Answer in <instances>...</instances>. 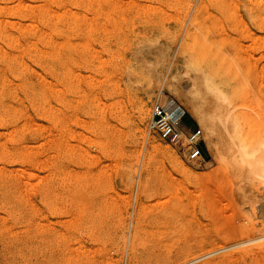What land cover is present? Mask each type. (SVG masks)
I'll list each match as a JSON object with an SVG mask.
<instances>
[{
  "label": "rangeland",
  "instance_id": "374dc122",
  "mask_svg": "<svg viewBox=\"0 0 264 264\" xmlns=\"http://www.w3.org/2000/svg\"><path fill=\"white\" fill-rule=\"evenodd\" d=\"M157 44L264 138V0H0V264H264L228 164L148 131L173 99L137 60Z\"/></svg>",
  "mask_w": 264,
  "mask_h": 264
},
{
  "label": "bare ground",
  "instance_id": "6f19581e",
  "mask_svg": "<svg viewBox=\"0 0 264 264\" xmlns=\"http://www.w3.org/2000/svg\"><path fill=\"white\" fill-rule=\"evenodd\" d=\"M16 6H18V4ZM147 52H150V54L140 53L137 60L140 62L145 73L149 76L152 83L151 88L156 89V87H159L161 91L165 90L167 93L173 95V99H168L165 105H163L166 113L170 116H174L181 115L183 113L180 112L184 111L192 117L198 128H200L201 139L210 157L209 160L204 161V166L208 168L214 161L228 164L234 179H236L238 183L242 202L249 208L261 207L264 209V138L253 146L245 144L240 137V122L235 115L236 106L232 103L229 96L202 74L203 72L201 73L197 69L188 66H182L181 70H179L173 62L174 60L172 61L171 47L157 44L148 48ZM149 94H151V92ZM176 101H178V104ZM147 110L144 107H140L139 113L137 114L139 116L138 118L145 120L148 116ZM182 124H184L183 116ZM173 161L178 164L174 158ZM61 176H64V174H61ZM35 178L34 176L33 179ZM199 178L200 175L198 179ZM6 187L8 188L9 186L7 185ZM8 191L9 190H7V193L10 194L11 192L9 193ZM44 196L46 195L44 194ZM40 200L39 198V201Z\"/></svg>",
  "mask_w": 264,
  "mask_h": 264
},
{
  "label": "built area",
  "instance_id": "2783aa9c",
  "mask_svg": "<svg viewBox=\"0 0 264 264\" xmlns=\"http://www.w3.org/2000/svg\"><path fill=\"white\" fill-rule=\"evenodd\" d=\"M182 116H170L163 106L155 103L151 108L148 131L170 145L189 165L201 167L206 156L202 151L205 144L201 139L198 126L192 128L182 124Z\"/></svg>",
  "mask_w": 264,
  "mask_h": 264
},
{
  "label": "crops",
  "instance_id": "0c3cea01",
  "mask_svg": "<svg viewBox=\"0 0 264 264\" xmlns=\"http://www.w3.org/2000/svg\"><path fill=\"white\" fill-rule=\"evenodd\" d=\"M183 121H185L184 122V124L186 125V126H192L193 125V122H195L193 119H192V117H190V118H183ZM196 124V123H195ZM197 125V124H196ZM205 151L207 152V149H206V147H205ZM208 153V152H207ZM209 155V154H208Z\"/></svg>",
  "mask_w": 264,
  "mask_h": 264
},
{
  "label": "trees",
  "instance_id": "16d2710c",
  "mask_svg": "<svg viewBox=\"0 0 264 264\" xmlns=\"http://www.w3.org/2000/svg\"><path fill=\"white\" fill-rule=\"evenodd\" d=\"M185 122V121H184ZM186 123V122H185Z\"/></svg>",
  "mask_w": 264,
  "mask_h": 264
}]
</instances>
